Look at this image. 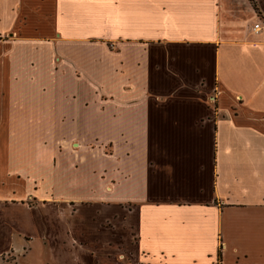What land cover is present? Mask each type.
Returning <instances> with one entry per match:
<instances>
[{"label":"crops","instance_id":"0c3cea01","mask_svg":"<svg viewBox=\"0 0 264 264\" xmlns=\"http://www.w3.org/2000/svg\"><path fill=\"white\" fill-rule=\"evenodd\" d=\"M258 22L264 0H0V257L264 264Z\"/></svg>","mask_w":264,"mask_h":264},{"label":"rangeland","instance_id":"374dc122","mask_svg":"<svg viewBox=\"0 0 264 264\" xmlns=\"http://www.w3.org/2000/svg\"><path fill=\"white\" fill-rule=\"evenodd\" d=\"M104 252V251H103ZM41 258L37 256L36 254H31L29 257H22L18 258L16 263L14 262L16 260V257L12 254L4 255L0 257V264H49L48 262L44 260H40ZM138 261V260H137ZM140 262V261H138ZM90 264H94L93 262H90ZM118 264H128L127 261H121Z\"/></svg>","mask_w":264,"mask_h":264},{"label":"built area","instance_id":"2783aa9c","mask_svg":"<svg viewBox=\"0 0 264 264\" xmlns=\"http://www.w3.org/2000/svg\"><path fill=\"white\" fill-rule=\"evenodd\" d=\"M264 29L261 22H258L254 25V32L259 33Z\"/></svg>","mask_w":264,"mask_h":264},{"label":"trees","instance_id":"16d2710c","mask_svg":"<svg viewBox=\"0 0 264 264\" xmlns=\"http://www.w3.org/2000/svg\"><path fill=\"white\" fill-rule=\"evenodd\" d=\"M218 261H219V264H220V261H221V252L218 255Z\"/></svg>","mask_w":264,"mask_h":264}]
</instances>
